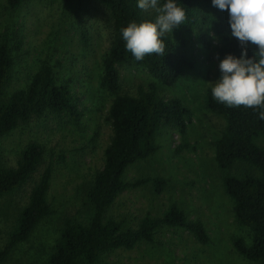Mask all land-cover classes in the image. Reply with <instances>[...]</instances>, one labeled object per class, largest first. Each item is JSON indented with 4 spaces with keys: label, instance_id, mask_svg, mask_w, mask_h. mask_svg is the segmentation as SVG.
I'll use <instances>...</instances> for the list:
<instances>
[{
    "label": "rangeland",
    "instance_id": "obj_1",
    "mask_svg": "<svg viewBox=\"0 0 264 264\" xmlns=\"http://www.w3.org/2000/svg\"><path fill=\"white\" fill-rule=\"evenodd\" d=\"M77 6L78 0H24L19 8L10 10L6 0H0V33L6 31L12 38L23 40L7 94L23 89L41 63H48L57 80L68 84L81 112L78 122L67 114L46 113L0 138L1 159L8 167L16 165L30 142L41 145L44 152L31 181L19 192L0 198V248L47 167L51 176L46 199L54 211L4 264H48L62 220L68 217L85 222L90 215L84 204V189L102 169L104 150L111 137L106 117L113 97L100 87V79L112 33L108 12L92 3L86 18L88 44L84 46L75 24ZM145 12L155 13L151 9ZM200 23L190 36L171 32L173 41L194 63V68L175 86L156 83L143 68L120 69L124 92L135 95L139 87L145 90L156 83L159 95L182 100L191 110V118L184 137L175 128L160 127L155 135L158 152L129 167L124 174L127 183L144 177L165 178L168 183L163 192L155 194L151 184L128 189L115 199L108 215L125 219L128 227L136 228L145 215L160 217L175 204L188 219L203 223L209 242L202 245L185 230L163 228L153 243L115 250L102 256L99 264H252L240 257L232 245L237 237L249 244L251 233L237 224L233 203L224 192L222 175L214 161L213 142L225 123L208 111L204 95L218 79V44L209 27ZM200 36H205L209 49L201 45Z\"/></svg>",
    "mask_w": 264,
    "mask_h": 264
},
{
    "label": "trees",
    "instance_id": "obj_2",
    "mask_svg": "<svg viewBox=\"0 0 264 264\" xmlns=\"http://www.w3.org/2000/svg\"><path fill=\"white\" fill-rule=\"evenodd\" d=\"M24 0H6L10 10H16ZM165 0H159L163 4ZM92 3H98L108 12L112 39L102 61L100 87L112 95L106 121L111 127L109 144L104 150V163L95 173L93 181L84 189V204L90 209L85 222L65 217L59 236L48 258V264H99L102 256L118 249L130 250L139 243H153L156 233L163 228H177L189 232L198 243L209 242L206 229L200 220H190L177 205H171L160 217L145 215L136 228L108 215L115 199L128 189L151 184L155 194L163 192L168 180L162 177H144L125 182L126 170L140 161L153 157L159 146L155 135L160 127L175 128L181 137L191 118V110L179 98L159 95L156 83L175 86L185 73L194 68L172 39L171 33L161 39L165 54L145 56L136 60L125 49L121 28L129 22L154 21L156 13L141 10L138 0H78L75 24L80 30L82 43L88 44L86 18ZM186 12L185 24L172 30L190 36L200 28V22L208 26L218 47L216 57L226 54L240 56L241 45L231 35L227 11L214 7L211 0H176ZM14 38V39H13ZM0 33V138L33 119L46 113L57 116L67 114L75 122L81 118L77 98L68 84L58 81L52 66L41 63L23 89L7 94L12 80L16 56L23 40ZM201 45L209 49L205 36ZM184 45V42H182ZM248 56L256 51L254 45H245ZM218 63H219V59ZM143 68L155 79L144 90L138 88L135 95L123 91L120 69ZM219 78V68L217 72ZM210 85L204 95V105L214 116L225 123L220 136L213 142L214 161L221 172L225 194L233 203V214L238 225L251 233L246 244L241 237L233 239L236 253L252 264H264V120L258 111L244 106L229 108L216 102ZM43 148L35 142L28 143L21 151L14 167L6 166L0 154V198L19 192L31 181L43 158ZM237 172V173H234ZM51 170L47 167L32 187L27 204L20 209L7 240L0 248V264H4L13 251L28 242L32 232L45 219L54 214L46 195Z\"/></svg>",
    "mask_w": 264,
    "mask_h": 264
},
{
    "label": "clouds",
    "instance_id": "obj_3",
    "mask_svg": "<svg viewBox=\"0 0 264 264\" xmlns=\"http://www.w3.org/2000/svg\"><path fill=\"white\" fill-rule=\"evenodd\" d=\"M214 7L227 11L231 35L241 45L239 57L226 54L219 59V78L211 87L213 99L229 108L244 106L258 111L264 120V0H211ZM137 6L156 13L154 21L129 22L121 28L125 49L136 60L145 56L165 54L161 39L181 24H185L186 12L176 0H138ZM254 45L251 57L245 45Z\"/></svg>",
    "mask_w": 264,
    "mask_h": 264
}]
</instances>
